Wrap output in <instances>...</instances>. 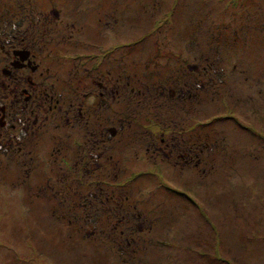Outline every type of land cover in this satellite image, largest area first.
<instances>
[{
    "label": "rangeland",
    "instance_id": "374dc122",
    "mask_svg": "<svg viewBox=\"0 0 264 264\" xmlns=\"http://www.w3.org/2000/svg\"><path fill=\"white\" fill-rule=\"evenodd\" d=\"M25 38L61 108L0 86V263L252 264L264 0H0V69Z\"/></svg>",
    "mask_w": 264,
    "mask_h": 264
},
{
    "label": "flooded vegetation",
    "instance_id": "af4514ba",
    "mask_svg": "<svg viewBox=\"0 0 264 264\" xmlns=\"http://www.w3.org/2000/svg\"><path fill=\"white\" fill-rule=\"evenodd\" d=\"M26 39L16 40V42H12L9 45V50L6 51L8 58H5L7 63L0 69L5 79H0V86L3 88L5 97L11 96L12 101L20 98H22V101L25 100L27 104L23 107L30 113H34V118H37L38 113L43 115L41 119L44 116V118H47V114L53 117L57 115L61 108L59 98L55 97L54 93L51 92V85L46 84V76L43 75L42 71H37L38 65L35 62V52L29 47V45H32ZM45 71L47 73V70ZM97 83L101 85L100 82ZM34 96H37V98L33 100ZM5 109L6 103L2 102L0 104V112L4 114ZM76 110L78 113L82 111L80 105H78ZM26 136L27 133L15 137L18 140H24ZM7 139L5 141H8ZM4 148H9V145ZM0 264L16 263L3 261Z\"/></svg>",
    "mask_w": 264,
    "mask_h": 264
},
{
    "label": "crops",
    "instance_id": "0c3cea01",
    "mask_svg": "<svg viewBox=\"0 0 264 264\" xmlns=\"http://www.w3.org/2000/svg\"><path fill=\"white\" fill-rule=\"evenodd\" d=\"M250 216H252V215H250ZM258 217H259V216H258ZM249 225H251V224H249ZM237 227H238V226H237ZM262 227H263V229L260 230V231H261L262 233H264V225H263V223H262ZM245 234H247V229H246V228H244L243 231H240V235H241V237H238V238L235 240V244H234V255H235V258H236V260H237L238 262L233 263V262L231 261V263H230V262L228 261L227 258H220L221 256L218 257V256L215 255V259H217V260L215 261V264H219V263L217 262V261H219V259H220V261H222L223 263L239 264V257H240V254L243 255V253H244L245 251H247V249L250 250V248L252 247L248 242H250V243L253 244V242L249 241L248 237H247ZM260 238H261V236H260ZM263 240H264V236H262V238H261V240H260V243H262ZM150 241H152V240H150ZM238 243H239V244H238ZM263 245H264V244H263ZM251 250H253V249H251ZM253 251H254V255H255V260H254V259H253V260L251 259L252 262H250V263L255 264V263H257V261L260 262V260L262 259L263 255H264V247H263L261 250H259L258 252H256V253H255V250H253ZM250 255H251V254H250ZM244 256H249V255H244ZM252 256H253V255H251V258H253ZM240 258H241V257H240Z\"/></svg>",
    "mask_w": 264,
    "mask_h": 264
},
{
    "label": "trees",
    "instance_id": "16d2710c",
    "mask_svg": "<svg viewBox=\"0 0 264 264\" xmlns=\"http://www.w3.org/2000/svg\"><path fill=\"white\" fill-rule=\"evenodd\" d=\"M111 16V15H110ZM98 84V83H97ZM185 84V83H184ZM180 89V88H179ZM188 89H190L189 88V86H188ZM178 90V89H177ZM180 91L182 92L183 91V89H180ZM183 93V92H182ZM170 94L172 95L173 93L172 92H170Z\"/></svg>",
    "mask_w": 264,
    "mask_h": 264
}]
</instances>
